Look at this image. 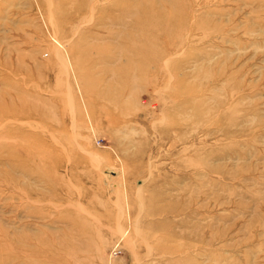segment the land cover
Returning <instances> with one entry per match:
<instances>
[{
  "label": "rangeland",
  "instance_id": "1",
  "mask_svg": "<svg viewBox=\"0 0 264 264\" xmlns=\"http://www.w3.org/2000/svg\"><path fill=\"white\" fill-rule=\"evenodd\" d=\"M0 264H264V0H0Z\"/></svg>",
  "mask_w": 264,
  "mask_h": 264
},
{
  "label": "bare ground",
  "instance_id": "2",
  "mask_svg": "<svg viewBox=\"0 0 264 264\" xmlns=\"http://www.w3.org/2000/svg\"><path fill=\"white\" fill-rule=\"evenodd\" d=\"M118 20H119V19H118ZM119 22H120V21H119ZM135 53H138V54L141 55V54H144L145 52H144V49H143V50L136 49V50H135ZM131 241H132V240L129 239V240H128V244H132Z\"/></svg>",
  "mask_w": 264,
  "mask_h": 264
}]
</instances>
